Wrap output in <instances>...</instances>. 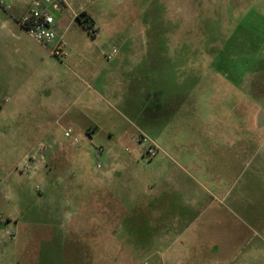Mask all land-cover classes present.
I'll list each match as a JSON object with an SVG mask.
<instances>
[{
    "label": "rangeland",
    "instance_id": "rangeland-1",
    "mask_svg": "<svg viewBox=\"0 0 264 264\" xmlns=\"http://www.w3.org/2000/svg\"><path fill=\"white\" fill-rule=\"evenodd\" d=\"M72 6L61 26L68 58L55 64L60 80L50 91L42 71L21 56L0 54V220L19 218L16 257L1 264H264V0H72ZM81 9L95 19L96 35L74 16ZM113 48L118 54L108 60ZM92 92L100 128L93 139L57 122L61 106L84 107ZM66 130L78 138L75 147ZM143 135L192 186L182 193L192 221L177 238L165 237L150 215L138 220L137 200L155 171ZM41 142L51 146L46 162L22 173ZM65 148L78 159L71 162ZM73 166L112 171L114 214L129 212L123 222L98 225L96 240L62 235V225L73 231L75 222L77 202L61 194V175Z\"/></svg>",
    "mask_w": 264,
    "mask_h": 264
},
{
    "label": "crops",
    "instance_id": "crops-1",
    "mask_svg": "<svg viewBox=\"0 0 264 264\" xmlns=\"http://www.w3.org/2000/svg\"><path fill=\"white\" fill-rule=\"evenodd\" d=\"M34 0H0V54L7 58V60L12 58V55L21 56L30 69L33 71H42L43 80L49 81L50 84L46 83L43 87H47L46 91H50L52 88V81L56 83L60 80L59 73L56 72L55 64H58L59 58L53 56L48 47L40 45L35 42L36 45L31 46L27 39L31 38V35L23 28L20 24V20L23 15L27 12L30 5ZM46 2V0H41ZM50 3H57V7L51 4L49 5V11L55 15L56 25L55 30L57 31L60 39L63 38L66 52L67 42L65 40L64 32L61 31V26L64 23V18H66V13L70 10L72 6V0H49ZM86 11L80 10L73 12L74 16L78 20V16ZM87 15H90L86 13ZM94 19V18H93ZM95 20V19H94ZM79 21V20H78ZM80 22V21H79ZM97 29V28H96ZM88 32V30H87ZM93 36V35H91ZM66 59L68 58V53ZM64 58V59H65ZM63 60V59H62ZM61 63V62H60ZM48 64L51 66L48 68ZM80 65V64H79ZM86 68L88 67L85 65ZM63 80V77H61ZM48 85V86H47ZM98 93H90L85 96L86 102L84 107L71 109V106L64 104L61 106V114L57 118V122L65 123L68 122V130L75 128L76 130L85 132L89 138L93 139L99 131L98 119L92 112L91 105L94 99L98 96ZM82 94L77 95L76 101L82 100ZM3 111V105L0 104V113ZM67 131V130H66ZM109 138H112V132H108ZM72 147H75L72 144ZM65 155L69 157L70 161L74 162L78 157L76 155L72 156V150H63ZM76 154V153H75ZM166 155V153L164 154ZM155 157L151 161L154 168V174L151 181H148L144 188L142 189V194H140V199L137 200V208H141V212H138V220L140 222L145 221L147 216L150 215L153 218V222L158 225L157 230L161 231L165 237L177 238L180 232L179 227L189 224L192 220L186 213V200L182 197V193L191 192L192 186L186 183V178H181L177 174V169H182L176 166L175 162L168 161L161 155V157ZM77 162H81V159ZM63 183H61V194H64L65 198L69 202L76 203L77 206L74 209V213L71 216L74 217L73 231L68 228V224L64 223L61 227L63 228V237L67 239L70 234L76 236L77 239H82L83 237L96 240L98 239V234L100 233L102 227L98 225L112 224L114 221H124L129 217V212L126 210L125 214L128 216L123 217V211L120 212L122 215L121 219H118L114 214V186L113 178L114 175L112 171H103L102 173H96L92 170L87 169H75L74 166L71 170H68L64 175ZM72 178V180H71ZM72 181L73 183H69ZM116 190L122 191L123 187H118ZM174 193H178L181 196V201L174 200ZM154 196L153 201L149 195ZM200 198V197H198ZM199 206L202 205V200L197 203ZM116 207L125 203H115ZM88 209V216H81L83 210ZM66 213V212H65ZM178 213H181L178 215ZM69 213H66L67 220ZM65 216V218H66ZM70 217V216H69ZM15 219V220H14ZM15 224L19 223V218H11L3 221L0 220V264L9 261L12 256L16 257L18 243L15 231L10 228ZM14 224V225H13ZM87 224V225H86ZM108 233H113V228H105ZM14 231L15 238L9 239L7 236V231ZM88 232V237L85 232ZM27 235V240L29 241L31 237ZM69 240V239H68ZM20 245V243H19ZM16 264H21L19 262H14ZM13 263V264H14Z\"/></svg>",
    "mask_w": 264,
    "mask_h": 264
},
{
    "label": "built area",
    "instance_id": "built-area-1",
    "mask_svg": "<svg viewBox=\"0 0 264 264\" xmlns=\"http://www.w3.org/2000/svg\"><path fill=\"white\" fill-rule=\"evenodd\" d=\"M51 4L49 0L43 2L41 0H34L30 5L27 12L23 15L20 20V24L26 31L31 35V37L38 42L40 45L48 47L53 56L64 59L67 57V52L64 51L65 44L63 38L60 39L57 31L55 30L56 18L55 15L49 11V5ZM54 7H57V3H52ZM89 35H96L94 28L88 29ZM118 54V50L113 48L112 51L106 55L108 60L114 59ZM65 137L72 138L73 144H77L78 138L73 137L72 131H66ZM140 143L146 145L145 156L152 160L159 155L158 146L152 142L146 136L139 137ZM51 146L46 143H39L33 154L26 156L24 165L21 167L20 171L22 173H30L37 171L41 168L42 164L46 162L47 154L49 153ZM103 152V148L96 149V158ZM97 168H101V164L97 165ZM5 195V190L3 185L0 183V197ZM7 236L9 239H14L15 232L7 231Z\"/></svg>",
    "mask_w": 264,
    "mask_h": 264
},
{
    "label": "trees",
    "instance_id": "trees-1",
    "mask_svg": "<svg viewBox=\"0 0 264 264\" xmlns=\"http://www.w3.org/2000/svg\"><path fill=\"white\" fill-rule=\"evenodd\" d=\"M77 18L86 29L93 28L95 24V21L85 12L81 13Z\"/></svg>",
    "mask_w": 264,
    "mask_h": 264
}]
</instances>
